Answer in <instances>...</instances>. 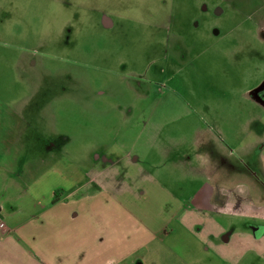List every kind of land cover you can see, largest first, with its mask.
<instances>
[{"label":"rangeland","instance_id":"374dc122","mask_svg":"<svg viewBox=\"0 0 264 264\" xmlns=\"http://www.w3.org/2000/svg\"><path fill=\"white\" fill-rule=\"evenodd\" d=\"M258 59L264 0H0V199L44 159L62 196L103 159L125 158L120 141L143 128L160 148L181 144L185 158L154 160L151 172L115 166L116 199L136 213L140 239L158 233L181 264H264V234L254 239L264 222L248 212L258 200L231 180L208 200L194 146L197 126H232L237 144L248 124L257 158L264 107L248 90Z\"/></svg>","mask_w":264,"mask_h":264},{"label":"crops","instance_id":"0c3cea01","mask_svg":"<svg viewBox=\"0 0 264 264\" xmlns=\"http://www.w3.org/2000/svg\"><path fill=\"white\" fill-rule=\"evenodd\" d=\"M255 70L257 71H254L253 75H258V78L253 82L259 84L264 78L263 60L258 59ZM241 128L244 135L236 144L232 126L196 127V156L200 167L205 169V172L198 173L203 174L198 178L206 180L209 185L206 196L208 200L213 192L219 189H223L225 193L233 189H230L233 185L222 183L224 181L246 184L244 191L250 197L254 196L259 205L258 214L250 207L249 215L257 216L263 223L264 145H261L260 153L253 162L251 148L245 143L251 141L252 129L248 124ZM130 131L133 132L132 129ZM135 133L130 144L121 140L127 138L126 135L121 138L118 136L120 143L122 142L120 148L125 151V158L102 162V166L90 170L86 181L76 189H67L65 192L61 189L62 196L55 192L58 189L54 186L57 175L45 172L51 170L45 169L48 165L47 161H44L46 159L36 160L39 168L34 170L32 176L25 178L24 187L13 184L16 187V195L0 199V223L5 226L4 231L0 233V264H181V259L174 249L158 239V233L148 232V237L143 235L140 239L136 213L116 199L124 193L113 184L112 175H117L115 166L119 163L124 162L125 167H130L131 173V169L138 164L148 168L150 166L151 172L155 169L154 160L173 159L170 163L179 167L184 162L185 157L181 153L178 157L181 144L163 149L156 145L155 137L149 134L152 132L141 128ZM142 134H147V141L138 147ZM132 138L133 136L131 140ZM149 138L154 141L150 142ZM57 148L58 146L52 143L47 151ZM172 149L177 150L174 158L170 156ZM135 151L144 152V157H131ZM155 154L159 155L156 159ZM236 161L239 165H243L244 161L249 165L255 164L259 177L253 179L242 172L241 167L239 173H236ZM133 174L136 176L134 172ZM139 174L145 176L149 171L141 169ZM44 185L47 186V191L43 190ZM42 193L44 196H40ZM76 196L79 197L75 201ZM263 234L264 228L260 225L255 231L254 239L261 240ZM223 241L227 242L228 239L223 237ZM257 257L259 260L263 259V255Z\"/></svg>","mask_w":264,"mask_h":264},{"label":"flooded vegetation","instance_id":"af4514ba","mask_svg":"<svg viewBox=\"0 0 264 264\" xmlns=\"http://www.w3.org/2000/svg\"><path fill=\"white\" fill-rule=\"evenodd\" d=\"M219 14H222L221 12ZM106 25H109V24H106ZM215 34H217V32H215ZM253 94L255 95V98H256V101L264 107V78L262 79V81L258 84V86L256 88L253 89V91L250 92V95ZM97 160H99L100 162V159L96 158ZM257 158H254L252 159V161L254 162V160H256ZM107 160V159H106ZM105 159H103L102 162L106 161ZM111 161V160H110ZM253 169V172L254 173H250V175H255L258 177V170H257V166L255 164H247L246 161H244V164H243V169L246 170L247 172H250L249 170ZM244 171V172H246ZM257 179V178H256Z\"/></svg>","mask_w":264,"mask_h":264},{"label":"built area","instance_id":"2783aa9c","mask_svg":"<svg viewBox=\"0 0 264 264\" xmlns=\"http://www.w3.org/2000/svg\"><path fill=\"white\" fill-rule=\"evenodd\" d=\"M4 229H5L4 224L3 223H0V233H1V231H4Z\"/></svg>","mask_w":264,"mask_h":264}]
</instances>
